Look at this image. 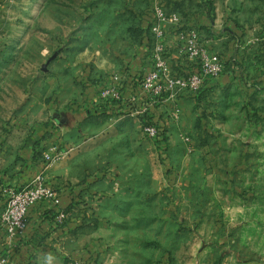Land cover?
<instances>
[{
	"label": "rangeland",
	"instance_id": "374dc122",
	"mask_svg": "<svg viewBox=\"0 0 264 264\" xmlns=\"http://www.w3.org/2000/svg\"><path fill=\"white\" fill-rule=\"evenodd\" d=\"M158 6L225 64L218 87L164 93L154 109L164 140L144 132L133 104L96 88L153 67ZM174 27L164 57L176 76L191 65L176 55ZM34 148L36 164L70 151L52 168L90 216L94 202H106V219L111 200L124 202L145 264H264V0H0V176L12 189L34 179ZM133 255L105 264L143 263Z\"/></svg>",
	"mask_w": 264,
	"mask_h": 264
},
{
	"label": "built area",
	"instance_id": "2783aa9c",
	"mask_svg": "<svg viewBox=\"0 0 264 264\" xmlns=\"http://www.w3.org/2000/svg\"><path fill=\"white\" fill-rule=\"evenodd\" d=\"M178 13L169 14L164 6H158L151 24V35L154 50V65L144 72L143 78L138 84L140 91L134 92V85L125 86L120 83V77L115 76L114 81L103 86L99 98L104 101H116L133 104L132 115H137L144 120V132L153 139H159V129L146 117L149 107L163 102L164 93L169 98L175 97L177 90H187L197 93L209 81H217L222 77L225 64L221 57L214 54L203 43L202 35L197 29L179 26ZM167 23L173 24L174 37L176 39L178 55L189 61L190 69L184 74L173 75L172 67L164 55L167 54L168 30ZM166 50V51H165ZM123 88L128 96L123 93ZM162 100V101H161ZM180 110L175 112L179 116ZM70 151L58 152L56 155L46 153L44 167L34 179L26 186L12 189L10 186L0 187V191L6 196L4 209L1 212L2 234L10 243L11 251L6 252L0 259V264H8L11 252L17 250L27 236L31 220L28 215L36 205H44L57 210L56 223L63 224L68 212L63 203V194L46 177L45 172L54 163L64 159ZM94 259L86 258L71 260L68 264H95Z\"/></svg>",
	"mask_w": 264,
	"mask_h": 264
},
{
	"label": "crops",
	"instance_id": "0c3cea01",
	"mask_svg": "<svg viewBox=\"0 0 264 264\" xmlns=\"http://www.w3.org/2000/svg\"><path fill=\"white\" fill-rule=\"evenodd\" d=\"M209 45L213 48L212 44L209 43ZM175 48L177 55L178 51L176 43ZM220 81L221 80L209 81L205 84V88L210 87V85L218 87L221 85ZM212 86L210 88H212ZM33 155L31 154L29 156V159L32 157V161L35 160ZM36 162L37 164H31L35 166L33 171L37 175L42 167H44L43 165L45 163H40L39 160ZM54 165L55 164L45 172L47 179L54 185L58 184L55 186L61 190L63 188L68 189L65 186L63 187V185L61 186L59 182L61 180L56 176L62 174V171L57 168H52ZM2 195H4V193L0 191L1 210L5 205V199L2 198ZM63 203L65 207H68L69 205V217L65 222V231L62 233L58 231L59 233H57V231H53L46 226L47 223H44L42 226L39 224L43 230V232H41L42 234L33 232L31 238L26 236L22 241L21 248L11 252L8 264H48L47 257L49 256L52 257L50 264H68L71 260L86 259L90 257L96 261L95 264H102L103 262L105 264L108 257L114 252L119 255V258L120 256H123V258H127V261L133 263H135L133 260V254L138 252L142 257H140L137 262L143 261L141 264H145L143 256L145 257V254L149 252V249L147 248L148 246L145 243L144 238H137L134 241L135 234L132 233L133 228L130 227L128 223H123L126 215L122 213L121 208L116 206V204H122V206H125L124 202L111 200V214L107 219L104 217L102 210L104 207H107L102 205L106 202H94L95 207L99 208V211L96 212L94 216H90V213H88L91 211L89 209L90 201L86 203L87 207H83L84 205H77V199L73 201L70 197L68 198V194L66 193L63 195ZM114 203L115 205H113ZM126 203L128 204V202ZM80 206H82L83 209L79 211ZM46 208L49 207L36 205L30 210L31 230L32 226H37L36 221L43 217ZM71 209L73 212L70 213ZM76 213L79 216L76 217ZM70 215L72 216L70 217ZM108 218L111 219L109 224L106 223ZM78 223H80V225H85L86 227L76 230ZM89 224L90 226H88ZM142 229L143 228H141V230ZM10 249V243L0 232V259L4 252H9L11 251Z\"/></svg>",
	"mask_w": 264,
	"mask_h": 264
},
{
	"label": "trees",
	"instance_id": "16d2710c",
	"mask_svg": "<svg viewBox=\"0 0 264 264\" xmlns=\"http://www.w3.org/2000/svg\"><path fill=\"white\" fill-rule=\"evenodd\" d=\"M135 70H137V68H135ZM143 71L141 70L140 72H136L135 73V75H134V73H133V75H131L130 77H129V80H128V83H127V85L128 86H130V85H134V92H137V91H140L139 90V88H138V84L140 83V81H141V79L143 78V74H144V72L142 73ZM109 82L108 81H104V83H100L99 81H97V83H96V88H97V90H99V88L101 89L103 86H106L107 84H108ZM88 98H90V97H87L86 99H85V102H88ZM95 102L96 101H94V99H92V101H91V105H92V103H94V105H92V107L90 108V107H88L86 110H88V113H92L94 110H93V107H95L96 108V106L97 105H95ZM159 106V104H154L153 106H151V107H149V110H148V112L149 113H147L146 112V116H145V120H146V117H148L149 119H151V122L153 123V124H155L157 127H158V129H159V140H164L165 139V137H166V133H167V130H166V127H165V125H164V123L163 122H161V120H159L157 117H156V115H155V108L156 107H158ZM144 121V120H143ZM34 150H35V148L33 149V151H31V154L33 155L34 154ZM34 156V155H33ZM35 157V156H34ZM31 163H32V157L30 158V159H28L27 160V164H28V166H30L31 165ZM45 165V164H44ZM43 165V166H44ZM5 183L6 184H8L7 186H10V182H8L4 177H2V176H0V187H4V186H6L5 185ZM44 206V205H43ZM66 211H69V206L68 207H66ZM56 215H57V210L56 209H53V208H46L45 209V213L43 214V217H41L39 220H37L36 221V224H37V226H32V230L30 229V227H29V229H28V232H27V237L29 238H31L32 236H33V232H36V233H38V234H42L41 232H43V230H42V225L45 223H47V225L46 226H48L50 229H52L53 231H57V233H59V232H64L65 231V222L63 223V224H61V225H57V223H56ZM28 217H29V219L31 220V216H30V213H29V215H28ZM67 220V219H66ZM41 226H40V225ZM59 231V232H58ZM44 236V235H43ZM42 236V237H43ZM21 246H22V242L21 243H19V247H18V249L17 250H19L20 248H21Z\"/></svg>",
	"mask_w": 264,
	"mask_h": 264
},
{
	"label": "clouds",
	"instance_id": "9594fccd",
	"mask_svg": "<svg viewBox=\"0 0 264 264\" xmlns=\"http://www.w3.org/2000/svg\"><path fill=\"white\" fill-rule=\"evenodd\" d=\"M51 260H52V257L51 256L47 257L48 264H50Z\"/></svg>",
	"mask_w": 264,
	"mask_h": 264
}]
</instances>
